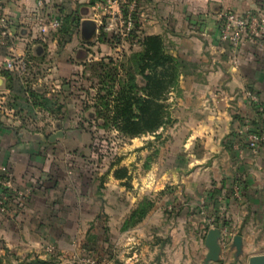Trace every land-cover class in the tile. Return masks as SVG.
Segmentation results:
<instances>
[{"label": "crops", "instance_id": "obj_1", "mask_svg": "<svg viewBox=\"0 0 264 264\" xmlns=\"http://www.w3.org/2000/svg\"><path fill=\"white\" fill-rule=\"evenodd\" d=\"M0 1L15 27L23 25L36 35L35 0ZM51 2L50 10L61 22L69 15L78 25L55 54L54 71L63 76L69 59L85 62L99 54L94 48L101 45L99 25L92 0ZM258 3L143 0L140 4L138 10L144 13L142 19L137 14L140 39L161 36L179 77L177 91L168 98L172 122L156 133L129 139L118 152V165L126 167L131 177L132 193L123 179L114 178L115 166L96 172L92 160L80 159L77 151L93 153L89 145L67 144L77 131L62 130L63 137L54 141L49 140L51 134L46 138L30 134L19 127L5 102V110L0 109V165L12 170L16 192L9 198L10 214H0L4 248L21 257H45L46 246L59 252L74 250L105 226L98 219L114 208L109 200L118 193V230L144 195L152 198L153 207L142 221L122 231L134 232L135 227L145 231L146 264H203L204 238L210 228H221L216 264H246L247 256L264 252L260 251L264 250V144L254 152L237 134L244 119L255 115L242 91L251 88L264 105V49L247 43L235 67L218 39L222 11L255 8ZM59 29L46 34L44 41L57 46ZM26 30L25 41L16 44L21 53L31 39ZM5 78L0 75L2 95L10 90ZM235 183L240 185L239 195L231 191ZM217 189L221 191L214 192ZM222 217L228 222L225 230ZM236 234L243 243L238 259L229 241Z\"/></svg>", "mask_w": 264, "mask_h": 264}, {"label": "rangeland", "instance_id": "obj_2", "mask_svg": "<svg viewBox=\"0 0 264 264\" xmlns=\"http://www.w3.org/2000/svg\"><path fill=\"white\" fill-rule=\"evenodd\" d=\"M101 22L98 39L101 45L96 44L94 47L99 54L94 53L96 58L90 57L85 62L69 59L63 76L54 71V67L57 66L55 54L61 49L59 45L53 47L39 36H31L32 29L26 30L23 25L11 26V38L1 35L0 30L2 60L14 56L26 62V71L21 77L11 71L0 69L1 76H4L3 72L12 74L11 78L8 76L5 78L10 90L4 93L5 95L0 93V96H5L6 105L13 109L10 114L18 121L20 128L33 135L41 133L46 138L58 130L68 133L77 131L72 141L67 144L79 147L89 145L92 156L87 154L88 152L82 153V150L66 149L79 152L80 159L85 157V161L89 162L88 158L92 160L97 168L96 172L103 170L104 167L108 168L113 162H117L115 168L118 167V152L124 143L129 142V139L118 136V131L112 123L106 122L107 118L115 114L113 107L118 101V79L124 77L122 64L126 62L130 51L141 48L131 45L133 43L130 39L125 40L118 25V18L110 20L109 15H106L102 17ZM24 30L31 39L25 42L21 53L16 44L22 41ZM9 48H12L10 52ZM19 87L22 89L21 92L17 91ZM170 96L171 93L168 98ZM167 103L171 104L169 100ZM126 189L132 193L131 184ZM145 197L147 195L141 200ZM109 203L110 207L114 208H109L108 213H104L98 219L105 226L101 227L93 239H81L80 244L68 252H59L54 247L52 252H47L50 246H46L45 257L40 258H49L52 264H146L145 231L137 232L138 227H135L134 232L130 230L127 234L122 232L135 226L122 229L131 212L118 230V193L114 198H110ZM70 220L75 222L77 218L72 216ZM220 225L223 227L222 230H225L227 225L222 223ZM0 255L4 258L5 264H20L24 260V257L6 250L1 242ZM251 256H247L246 264Z\"/></svg>", "mask_w": 264, "mask_h": 264}, {"label": "built area", "instance_id": "obj_3", "mask_svg": "<svg viewBox=\"0 0 264 264\" xmlns=\"http://www.w3.org/2000/svg\"><path fill=\"white\" fill-rule=\"evenodd\" d=\"M143 0H92L93 17L100 25L102 17L109 15V19L118 18V25L125 40L130 39L133 46L140 43L141 25L138 23L137 14L140 18L144 13L139 11ZM53 2L51 0H35V18L39 21L35 25V33L44 40L46 34L56 31L61 26V18L51 12ZM12 21L5 13L0 1V30L1 35L12 37L10 28ZM220 43L225 51L229 52L230 61L233 66L239 62V53L247 43L256 44L264 49V0H259L255 8L245 10L226 9L220 13L219 37ZM0 69L13 72L21 77L26 71V62L20 57H9L0 62ZM243 97L254 109V118H245L242 125L237 129V134L243 138L246 146L257 151L261 144H264V105L258 95L251 89L245 88L242 91ZM5 100L0 96V109L5 110ZM260 122L255 121L256 118ZM16 192L13 183V172L5 166L0 165V214H10L9 198ZM234 195H239L240 185L235 183L232 186ZM53 247L47 248L52 252Z\"/></svg>", "mask_w": 264, "mask_h": 264}, {"label": "trees", "instance_id": "obj_4", "mask_svg": "<svg viewBox=\"0 0 264 264\" xmlns=\"http://www.w3.org/2000/svg\"><path fill=\"white\" fill-rule=\"evenodd\" d=\"M74 18L69 15L63 18L59 29L61 39L58 40V45L60 47L68 41L78 27L77 24L74 25ZM139 46L140 50L130 51L126 62L122 64L124 77L121 78V76L118 79V101L113 107L115 114L107 118L108 122H106L112 123L119 137L127 139L140 137L147 133H156L161 127L172 122L171 104L169 105L167 101L168 95L176 92L178 85L177 63L171 55L166 53L161 36L146 35L140 40ZM3 74L9 78L12 77L10 72H3ZM139 76L140 79H138ZM21 90L19 87L17 91L21 92ZM31 93H33L32 90ZM255 121L260 122V119L257 117ZM116 163H111L108 171ZM113 176L116 179H123L124 186L130 187L131 177L126 167L114 168ZM220 191L221 189H217L214 192L219 193ZM216 203L214 201V205H217ZM152 207V199L148 196L143 198L131 210L122 229L139 223ZM220 219L223 225H228L227 220L223 217ZM216 223H218L217 220ZM0 264H5L1 255ZM20 264H52V262L49 258L28 255Z\"/></svg>", "mask_w": 264, "mask_h": 264}, {"label": "water", "instance_id": "obj_5", "mask_svg": "<svg viewBox=\"0 0 264 264\" xmlns=\"http://www.w3.org/2000/svg\"><path fill=\"white\" fill-rule=\"evenodd\" d=\"M64 132L62 130H58L54 132L49 137L50 141H54L58 138H62ZM221 230L219 228H210L204 238V244L207 249V253L204 258L203 264H212L213 262H217L221 253L220 239H221ZM231 246L235 249V257L236 259L242 255V236L234 235L231 240ZM248 264H264V254L252 255L249 257Z\"/></svg>", "mask_w": 264, "mask_h": 264}]
</instances>
